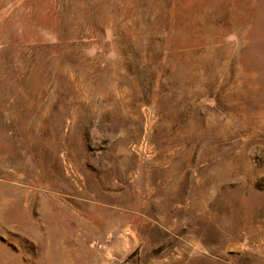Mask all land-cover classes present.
Segmentation results:
<instances>
[{
	"label": "rangeland",
	"instance_id": "1",
	"mask_svg": "<svg viewBox=\"0 0 264 264\" xmlns=\"http://www.w3.org/2000/svg\"><path fill=\"white\" fill-rule=\"evenodd\" d=\"M0 264H264V0H0Z\"/></svg>",
	"mask_w": 264,
	"mask_h": 264
},
{
	"label": "trees",
	"instance_id": "2",
	"mask_svg": "<svg viewBox=\"0 0 264 264\" xmlns=\"http://www.w3.org/2000/svg\"><path fill=\"white\" fill-rule=\"evenodd\" d=\"M57 40V39H56Z\"/></svg>",
	"mask_w": 264,
	"mask_h": 264
}]
</instances>
